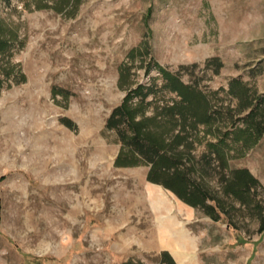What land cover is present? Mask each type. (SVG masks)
Listing matches in <instances>:
<instances>
[{
  "label": "rangeland",
  "instance_id": "obj_1",
  "mask_svg": "<svg viewBox=\"0 0 264 264\" xmlns=\"http://www.w3.org/2000/svg\"><path fill=\"white\" fill-rule=\"evenodd\" d=\"M0 28V264H264V0H0ZM159 67L203 95L211 123L175 150L220 200L217 219L148 180L129 126H108L129 97L166 142L180 130ZM240 168L256 185L227 195ZM149 184L190 217L155 213ZM163 215L191 239L182 263L160 242Z\"/></svg>",
  "mask_w": 264,
  "mask_h": 264
},
{
  "label": "trees",
  "instance_id": "obj_2",
  "mask_svg": "<svg viewBox=\"0 0 264 264\" xmlns=\"http://www.w3.org/2000/svg\"><path fill=\"white\" fill-rule=\"evenodd\" d=\"M3 1L8 2L9 0ZM1 31L0 28V53L9 47V39L3 37L1 35L3 31ZM159 70L167 80V87L179 97V100L164 110L168 114L172 126L179 125L180 129L172 136L171 140L166 142L164 133L150 129L149 123L155 120V116L136 119L135 108L127 104L129 97L125 98L121 105L113 110L108 118V126L117 127L122 122L129 126L132 131L129 138L132 145L131 151L142 156L150 164L148 180L162 184L192 206L203 207L211 217L217 219L220 212H224L220 200L210 194L202 180H195L190 176L195 170L192 156L188 154L183 160L184 156L175 150L185 139L181 131L188 128L193 130L200 122L211 123L208 114L205 113L204 116H201L203 95L165 69L159 67ZM239 86L242 87L241 82L234 79L231 82V93L236 95L234 88ZM135 93L142 99L145 96V92L140 89ZM209 147L219 162L223 164V158L217 146L213 143ZM230 174L232 176L225 180L226 184L223 187L227 195L232 193L240 197L243 191L249 192L251 187L256 185V179L247 169H235ZM200 177L203 178V175ZM207 200L211 202L206 203ZM165 264L174 263L171 258L165 256Z\"/></svg>",
  "mask_w": 264,
  "mask_h": 264
},
{
  "label": "bare ground",
  "instance_id": "obj_3",
  "mask_svg": "<svg viewBox=\"0 0 264 264\" xmlns=\"http://www.w3.org/2000/svg\"><path fill=\"white\" fill-rule=\"evenodd\" d=\"M145 191L149 205L155 213L161 214L163 209L171 210L172 208H175L180 212L186 211L187 215L190 217L191 213L187 211L188 209L180 204L174 196L173 199H170L167 193H165L159 187L149 184L146 186ZM157 220L159 221L158 231L161 244L163 246L171 247L179 262L182 263V261L185 259L182 254L184 253L185 249L188 250L186 246H192L191 239L186 236V232L183 230L182 226L178 228L175 227L179 225V223L173 221L175 219L169 220L167 216L163 215L158 217ZM189 261L191 260L189 259Z\"/></svg>",
  "mask_w": 264,
  "mask_h": 264
}]
</instances>
